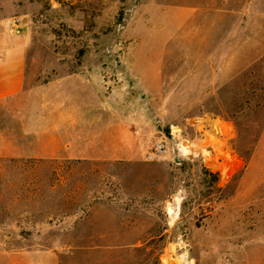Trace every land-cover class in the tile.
<instances>
[{"label": "rangeland", "instance_id": "obj_1", "mask_svg": "<svg viewBox=\"0 0 264 264\" xmlns=\"http://www.w3.org/2000/svg\"><path fill=\"white\" fill-rule=\"evenodd\" d=\"M0 36L27 69L24 100L0 102V264H264V0H0ZM68 73L139 153H30L17 109Z\"/></svg>", "mask_w": 264, "mask_h": 264}, {"label": "crops", "instance_id": "obj_2", "mask_svg": "<svg viewBox=\"0 0 264 264\" xmlns=\"http://www.w3.org/2000/svg\"><path fill=\"white\" fill-rule=\"evenodd\" d=\"M4 42L0 36V102L23 101L19 94L24 92L27 78L25 47L18 39L6 52ZM88 80L79 73L53 76L35 88L45 92L37 101L31 98L28 113H22V107L17 109L18 115L28 116L29 124L23 128L29 125L33 131L32 144L37 146L31 149L33 156L119 159L132 158L141 151L134 124L128 119L119 120L100 89L87 87ZM4 136L0 130V138ZM10 151L3 153L31 155Z\"/></svg>", "mask_w": 264, "mask_h": 264}, {"label": "built area", "instance_id": "obj_3", "mask_svg": "<svg viewBox=\"0 0 264 264\" xmlns=\"http://www.w3.org/2000/svg\"><path fill=\"white\" fill-rule=\"evenodd\" d=\"M23 19L21 16H13L6 19V25L9 29L14 30L21 25ZM167 147L163 141L155 144L154 149L148 154L147 159L150 161L164 160L166 158Z\"/></svg>", "mask_w": 264, "mask_h": 264}, {"label": "water", "instance_id": "obj_4", "mask_svg": "<svg viewBox=\"0 0 264 264\" xmlns=\"http://www.w3.org/2000/svg\"><path fill=\"white\" fill-rule=\"evenodd\" d=\"M147 104V102H145Z\"/></svg>", "mask_w": 264, "mask_h": 264}]
</instances>
